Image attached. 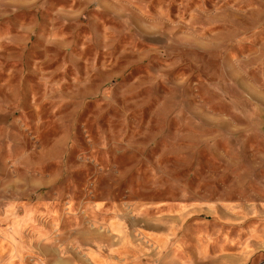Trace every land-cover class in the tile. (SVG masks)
<instances>
[{"label": "rangeland", "instance_id": "obj_1", "mask_svg": "<svg viewBox=\"0 0 264 264\" xmlns=\"http://www.w3.org/2000/svg\"><path fill=\"white\" fill-rule=\"evenodd\" d=\"M0 264H264V0H0Z\"/></svg>", "mask_w": 264, "mask_h": 264}]
</instances>
